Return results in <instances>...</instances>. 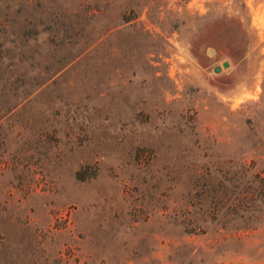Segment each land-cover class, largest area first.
<instances>
[{"label":"rangeland","instance_id":"374dc122","mask_svg":"<svg viewBox=\"0 0 264 264\" xmlns=\"http://www.w3.org/2000/svg\"><path fill=\"white\" fill-rule=\"evenodd\" d=\"M0 264H264V0H0Z\"/></svg>","mask_w":264,"mask_h":264},{"label":"water","instance_id":"95a60500","mask_svg":"<svg viewBox=\"0 0 264 264\" xmlns=\"http://www.w3.org/2000/svg\"><path fill=\"white\" fill-rule=\"evenodd\" d=\"M225 67H227V64H225Z\"/></svg>","mask_w":264,"mask_h":264},{"label":"bare ground","instance_id":"6f19581e","mask_svg":"<svg viewBox=\"0 0 264 264\" xmlns=\"http://www.w3.org/2000/svg\"><path fill=\"white\" fill-rule=\"evenodd\" d=\"M221 72V71H220Z\"/></svg>","mask_w":264,"mask_h":264}]
</instances>
